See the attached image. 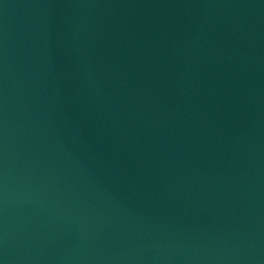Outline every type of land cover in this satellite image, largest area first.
<instances>
[{
	"label": "water",
	"instance_id": "obj_1",
	"mask_svg": "<svg viewBox=\"0 0 264 264\" xmlns=\"http://www.w3.org/2000/svg\"><path fill=\"white\" fill-rule=\"evenodd\" d=\"M0 264H264V0H0Z\"/></svg>",
	"mask_w": 264,
	"mask_h": 264
}]
</instances>
